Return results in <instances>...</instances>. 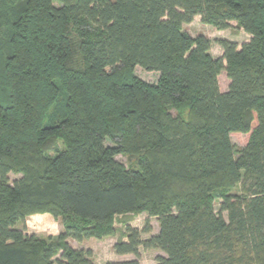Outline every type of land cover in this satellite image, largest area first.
Masks as SVG:
<instances>
[{"label":"trees","instance_id":"1","mask_svg":"<svg viewBox=\"0 0 264 264\" xmlns=\"http://www.w3.org/2000/svg\"><path fill=\"white\" fill-rule=\"evenodd\" d=\"M196 17L250 39L214 58ZM37 214L63 231L28 234ZM141 214L158 234L127 226L134 259L106 264H264V0H0V264H95L69 240Z\"/></svg>","mask_w":264,"mask_h":264},{"label":"rangeland","instance_id":"2","mask_svg":"<svg viewBox=\"0 0 264 264\" xmlns=\"http://www.w3.org/2000/svg\"><path fill=\"white\" fill-rule=\"evenodd\" d=\"M232 25H236L232 23ZM187 31L191 34V36L196 37L198 35H204L210 40H212V48L211 52L213 53L212 56L218 57L220 54L221 47L215 42L220 39H226L229 41H235L238 45H242L243 43L249 41L247 34L242 32L238 28L234 27L227 31H218L214 29L212 26L202 25L199 20H196L191 25L186 27ZM211 53V54H212ZM219 58V57H218ZM135 75L150 84H157L159 73L157 72H147L140 67H137L135 70ZM219 84L222 92H226L229 84V80L225 72L221 73L219 76ZM232 141L235 145L236 151L242 147V143L244 141V137L241 136H233ZM107 144H110L107 142ZM52 155V152L49 153ZM117 160L125 165H130L133 163L132 158L126 156H118ZM21 175L10 174V182H14L15 180L19 179ZM240 185L235 187L234 189H219L214 193V209L216 213L220 212V206L222 203V197L224 194L232 193V194H240ZM37 215H44V214H37ZM224 217H227V214H223ZM50 216V215H49ZM30 216L26 219L25 226L27 228L28 234L36 235L39 238L47 239L48 237H57L62 231L63 227L60 221L58 220H51L50 217L52 216ZM48 217L49 220L46 218ZM48 221H47V220ZM152 227V234L157 235L159 232V225L157 219L149 217L147 214L141 215H128V216H118L115 220V227H116V234L113 237H109L102 240L97 239H89L83 241L81 243H77L73 240L72 247L78 250H85V251H92V261L95 264H106L108 262H123V261H130L133 260L134 257H121L116 254L114 250V246L121 241H126V227L131 226L133 228H137L139 230H143L146 223ZM23 224L18 223L15 228L17 229H24L25 227ZM151 235L144 234L142 237L144 240H147L151 237ZM114 242L116 244H114ZM140 263L141 264H156V259L159 256L165 257V254L161 251L157 250H145L144 248L140 249Z\"/></svg>","mask_w":264,"mask_h":264},{"label":"crops","instance_id":"3","mask_svg":"<svg viewBox=\"0 0 264 264\" xmlns=\"http://www.w3.org/2000/svg\"><path fill=\"white\" fill-rule=\"evenodd\" d=\"M196 20H199V21L201 22L200 17H196V18L194 19V22H195ZM190 25H191V24H190ZM202 25H203V24H202ZM186 27H187V26H185L184 28H185V30L187 31ZM233 27H236V25H233ZM241 31H242V30H241ZM187 32H188V31H187ZM242 32H243V31H242ZM247 36H248V38H250V36H249L248 34H247ZM233 42H235V41H233ZM219 50H220V51H219V52H220V53H219L220 55H219L218 57H221V56L223 55V50H222V49H219ZM211 53H212V52H211ZM212 55H213V53H212ZM213 57H214V58H218V57H215V56H213ZM36 216H41V217L43 216V217H44V216H49V214L36 215ZM50 216H51V215H50ZM50 216H49V217H50ZM46 218L49 220L48 217H46ZM47 219H46V220H47ZM50 219H51V220H52V219L55 220L53 217H50ZM48 220H47V221H48ZM69 243H70V245L72 246V241H71V240H69ZM77 243H78V242H77ZM114 244H116V243L114 242ZM119 256H120V255H119ZM121 257H127V258H130V257H134V256H132V255H124V256H121Z\"/></svg>","mask_w":264,"mask_h":264}]
</instances>
